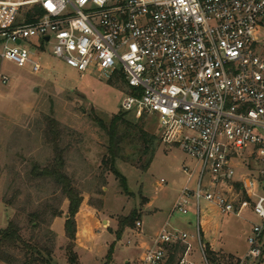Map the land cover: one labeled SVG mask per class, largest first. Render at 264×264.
Wrapping results in <instances>:
<instances>
[{"label": "built area", "instance_id": "obj_1", "mask_svg": "<svg viewBox=\"0 0 264 264\" xmlns=\"http://www.w3.org/2000/svg\"><path fill=\"white\" fill-rule=\"evenodd\" d=\"M261 35L264 0H0L2 59L40 71L31 58L37 38L40 47L52 41L54 53L80 72L122 75L128 89L121 109L154 115L167 148L176 144L195 159L181 167L185 181L172 209L195 214L194 232L165 220L137 264H168L175 247H182L175 264H262ZM246 150L260 173L237 179L235 161ZM236 183L245 197L235 195ZM203 201L223 215L250 208L258 216L244 254H211L201 229Z\"/></svg>", "mask_w": 264, "mask_h": 264}, {"label": "rangeland", "instance_id": "obj_2", "mask_svg": "<svg viewBox=\"0 0 264 264\" xmlns=\"http://www.w3.org/2000/svg\"><path fill=\"white\" fill-rule=\"evenodd\" d=\"M260 43L263 45L264 41ZM31 44V58L41 65L38 72L30 64L19 66L0 57V230L12 218L19 219L26 228L29 213L45 210V231L51 221V209L60 208L63 213L68 205L54 180L42 175L54 162L53 146L46 132L48 118H52L61 132L63 171L83 197L80 219L76 221L79 264H137L167 219L172 226L194 232L195 223L182 225L192 215L172 213V209L178 188L185 180L181 167L193 165L195 159L176 144L167 148L154 115L144 113L137 117L135 110L124 111L126 119L137 124V128H126L123 152L116 162L127 179L130 193H125L115 175L104 169L102 160L107 154L108 137L95 118L109 124L114 114L123 111L121 101L127 85L110 84L96 72H80L71 67L54 53L52 41L40 47L34 38ZM140 126L155 135L153 158L146 170L141 165L149 153L142 152L145 142L140 138ZM235 162L237 179L260 173L261 164L256 156L251 158L250 151H244ZM37 168L38 177L33 173ZM196 176L197 173L192 183ZM162 178L166 184L161 183ZM234 191L242 197L239 186ZM206 205L204 201L201 204V222L211 218L221 228L222 242L229 249L245 250L247 234L253 222L260 220L258 216L245 212L239 216L223 215L216 209L208 212ZM132 211L140 213L142 227H126L118 237V219ZM53 228L59 236L56 235L53 263L69 264L65 250L68 239L62 242L63 216L55 219ZM192 242L194 257L199 259L197 243L194 239Z\"/></svg>", "mask_w": 264, "mask_h": 264}, {"label": "trees", "instance_id": "obj_3", "mask_svg": "<svg viewBox=\"0 0 264 264\" xmlns=\"http://www.w3.org/2000/svg\"><path fill=\"white\" fill-rule=\"evenodd\" d=\"M38 11V7H36ZM122 82L126 85L122 75H114L108 79V83L115 84ZM96 123L105 131L108 137L107 154L102 160L104 169L111 172L119 180L125 193H130L127 187L126 177L117 169L116 162L121 158L123 152V142L126 136V128H137V124H133L125 117V112H119L112 116L109 124H106L103 119L95 118ZM141 131L140 138L145 142L143 153H149L144 164L141 165L143 170H146L153 158V143L154 134H150L143 127H139ZM48 141L52 144L54 150V162L49 168L43 170L42 175L50 177L59 186L64 197L68 199L67 215L64 221L65 236L68 239L66 245V257L69 264H79L78 254L75 250L76 239V219L75 216L79 211L83 197L81 192L72 185L71 179L63 171L65 166L63 151L60 147L61 132L58 128V122L52 118H48L47 128ZM38 168L34 170V175L37 177ZM236 188L239 183H236ZM245 197V195H243ZM45 210L38 212L33 211L28 215L26 228L17 218L9 220L7 225L0 230V262L5 264H54L53 254L55 251L56 233L51 229L52 220L61 216V209H51V221L48 227L43 230L42 221ZM141 215L137 211H132L129 215L118 219V228L116 234L121 236L126 227H134ZM27 229L29 233L26 232ZM110 248L108 255L110 256ZM182 247H175L170 252L168 264H175L178 257V252ZM214 260V258L211 257Z\"/></svg>", "mask_w": 264, "mask_h": 264}, {"label": "crops", "instance_id": "obj_4", "mask_svg": "<svg viewBox=\"0 0 264 264\" xmlns=\"http://www.w3.org/2000/svg\"><path fill=\"white\" fill-rule=\"evenodd\" d=\"M67 209H68V205L66 206V209L63 208V213L61 215V216L64 217V221H65V218H66V215H67ZM212 209H216V208L214 206H210L208 204L205 206V210L208 211V212L210 210H212ZM242 212H245L246 214L253 213L250 208L244 209ZM188 214L189 215H192L193 218H190L189 217L187 220H185L184 222H182V225L184 227H188V226L194 225V223L196 225V216H195V214L193 212H190ZM79 215H80V212H77V214L75 216V219H76L77 222L80 219ZM57 217H55L52 220V222H51V229L53 231L55 230L53 228V225H54L55 219ZM250 217H252V216H250ZM246 219H249V218H246ZM203 222H201V229H202V232H203L204 240L207 243L208 248H209V251L211 252V254L214 255V252H219V253H222V254H225V255L227 254V255H232V256H240V255L244 254V252L246 251L247 248L245 250H243V251H239L238 249L237 250L236 249L235 250L234 249H229L226 246V244H224L222 242V231H221V228L219 227V225L216 222H213V220L211 218H206ZM253 223H255V221ZM180 228L185 229V228H183L181 226H180ZM54 232L56 233L57 238H58L59 236H58L57 231H54ZM62 239H63L62 242L65 241L66 236H63ZM263 252H264V233H263ZM262 264H264V254H263Z\"/></svg>", "mask_w": 264, "mask_h": 264}]
</instances>
